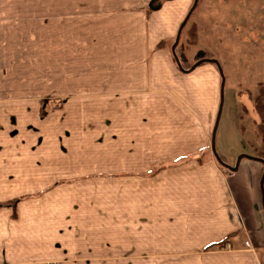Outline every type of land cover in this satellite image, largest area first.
<instances>
[{
  "label": "crops",
  "instance_id": "0c3cea01",
  "mask_svg": "<svg viewBox=\"0 0 264 264\" xmlns=\"http://www.w3.org/2000/svg\"><path fill=\"white\" fill-rule=\"evenodd\" d=\"M191 1L0 0V264H264L261 164L201 157L219 74L171 56Z\"/></svg>",
  "mask_w": 264,
  "mask_h": 264
},
{
  "label": "rangeland",
  "instance_id": "374dc122",
  "mask_svg": "<svg viewBox=\"0 0 264 264\" xmlns=\"http://www.w3.org/2000/svg\"><path fill=\"white\" fill-rule=\"evenodd\" d=\"M230 2L197 0L176 41V54L190 65L199 55H211L210 48L215 50L216 57L219 55L221 64L218 68L222 73L223 88L213 144L215 152L225 164L227 160L231 163L235 161L240 152L256 155L264 147V138L256 129L257 125L264 128V121L259 120L252 106V99L258 94L260 83L264 82V0ZM7 26L2 25L0 29L7 30ZM17 26L20 30L26 28L27 35L34 34L32 25ZM16 30V35H21L18 27ZM190 35L194 36L192 42L188 41ZM247 35L250 38L245 42ZM226 55L235 62L225 64ZM211 63L214 64L209 61L206 64ZM209 150H205L201 157L216 162Z\"/></svg>",
  "mask_w": 264,
  "mask_h": 264
},
{
  "label": "water",
  "instance_id": "95a60500",
  "mask_svg": "<svg viewBox=\"0 0 264 264\" xmlns=\"http://www.w3.org/2000/svg\"><path fill=\"white\" fill-rule=\"evenodd\" d=\"M197 3V0H192L191 4L188 5L187 9H186V13L184 15V17L182 18V20L180 21V25L178 27V29H176L175 33H174V40L173 42L171 43V56H172V59L175 61L176 63V66L177 68L179 69V71H187V69H190V68H193L197 65H199V63L201 62H213L215 67H216V70L218 71V74H219V89H218V95H219V101H217V110H216V113L214 114V122H213V126L211 127V134H210V138H209V147H210V153L211 155L214 157V159L216 160V162L223 168H226V169H229V170H232L234 171L236 168V165H237V162L240 160L241 157H244L246 159H253V160H256V162H259L261 164V166H263V169L261 171V173H259V176H258V191L260 192V197H259V203L261 204V212L262 214L264 215V191H263V185H264V158H260V157H257L256 155H247V154H243L242 152H240L239 154H237L236 158H235V161H233V164L232 165H229V164H225L223 163V161L220 159V156L217 155V153L215 152V145L213 144V138H214V129H215V125H217V118H218V113H220V107H219V102L221 101V89L223 88V83H222V73L221 71H219V68H218V62L216 59L210 57V58H203V57H199L198 60H196L193 64L189 65L187 67L186 70H183L180 68L179 66V60H177L176 56H175V52H174V48L173 46L175 45L176 41H178V35H179V32H180V29H182V27L184 26L185 24V20L187 18V16H189L191 14V10L194 8L195 4Z\"/></svg>",
  "mask_w": 264,
  "mask_h": 264
},
{
  "label": "trees",
  "instance_id": "16d2710c",
  "mask_svg": "<svg viewBox=\"0 0 264 264\" xmlns=\"http://www.w3.org/2000/svg\"><path fill=\"white\" fill-rule=\"evenodd\" d=\"M181 30V29H180ZM191 36V35H190ZM194 36H191L190 38H188L189 42L193 41ZM159 45V44H157ZM178 46V43H176V45H174V54L177 58V60H179V66L181 69H186V67H188V65H190V62L184 63L179 56L176 54V47ZM199 57H203V58H210L211 55H199L196 59L198 60ZM204 62V61H203ZM257 95L255 97H253L252 99V106L254 107V113L256 114V116L259 118V120L262 122L264 121V82L260 83V87L258 88L257 91ZM256 129L261 133V138H264V128L261 127L260 125L256 126ZM256 155L260 158H264V147L262 149H260L259 151H257ZM220 159L223 161L222 157L220 156ZM217 163V162H216ZM218 167L220 169H222L224 172L229 171V169L223 168L221 167L218 163H217ZM261 171L263 169V166H261ZM261 173V172H260ZM264 191V190H263Z\"/></svg>",
  "mask_w": 264,
  "mask_h": 264
},
{
  "label": "built area",
  "instance_id": "2783aa9c",
  "mask_svg": "<svg viewBox=\"0 0 264 264\" xmlns=\"http://www.w3.org/2000/svg\"><path fill=\"white\" fill-rule=\"evenodd\" d=\"M245 243H247V241H245Z\"/></svg>",
  "mask_w": 264,
  "mask_h": 264
}]
</instances>
